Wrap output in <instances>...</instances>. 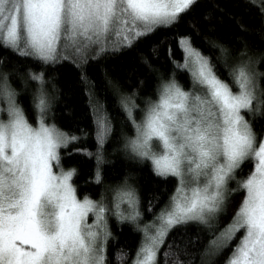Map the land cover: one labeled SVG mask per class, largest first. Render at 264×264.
<instances>
[{"label":"snow or ice","instance_id":"obj_1","mask_svg":"<svg viewBox=\"0 0 264 264\" xmlns=\"http://www.w3.org/2000/svg\"><path fill=\"white\" fill-rule=\"evenodd\" d=\"M248 3L258 5L264 25V0ZM197 4L198 0H0V48L31 58L41 68L69 60L87 85L89 61L134 48L158 28L178 26ZM202 18L210 24L212 12H204ZM187 23L200 35L194 19ZM173 39L183 63L172 58L169 46L174 68L167 78L159 74L156 99L143 97L141 107L133 89L119 101L133 132L121 133L126 158L149 163L165 183L176 181L159 211V196L149 198L148 210L155 215L148 222L141 219V198L128 176L105 187L99 199L87 194L79 198L72 182L75 170L62 166V156L71 155L67 149L78 137L49 123L55 118L50 113L56 85L47 87L51 78L46 81L43 71L28 68L25 76L13 65L11 72L25 87L35 82L33 122L0 57V264H110L105 242L112 238L113 217L117 225L131 224L140 234L131 264H161V253L163 264H197V255L219 259L229 247L222 264H264V134L253 125V119L264 117V71L259 70L264 52L254 57L245 42L240 59L230 62L228 49L205 36L218 49L217 60L228 70L226 80L212 59L193 46L190 35ZM156 48L153 45L154 55ZM141 59L153 68L147 58ZM176 69L188 70V89L176 79ZM105 78L111 86L106 71ZM85 90L97 146L94 153L84 151L95 156V179L103 184L104 144L114 128L103 106L93 103L94 92ZM134 110L141 113L139 119ZM237 195L240 200L230 221L219 228ZM193 225L195 233L190 231ZM201 227L212 230L202 252L196 248Z\"/></svg>","mask_w":264,"mask_h":264},{"label":"trees","instance_id":"obj_2","mask_svg":"<svg viewBox=\"0 0 264 264\" xmlns=\"http://www.w3.org/2000/svg\"><path fill=\"white\" fill-rule=\"evenodd\" d=\"M214 5L218 7H214ZM219 8L224 9V11H219ZM207 11H211L213 15L210 24L202 18V14ZM189 19H194L197 22L201 29L200 35H196L195 30L188 25ZM240 25H244L247 30L242 29ZM177 34L190 35L193 46L212 59L216 64L218 74L226 80L229 78L228 70L217 60L218 49L211 47L210 43L206 42L205 36L228 49L231 53L230 62L240 59L239 53L245 42L249 53L253 54L254 57H258L260 52H264V25H262L258 5L257 7H250L248 0H198L194 13L184 17L178 26L167 29L158 28L154 33L141 39L134 48L89 61L85 66V73L88 78L87 85L81 80V70L69 60L41 68L31 58H21L0 48V57L5 58L3 66L10 71L11 83L20 93L18 100L27 110V114L33 122L35 116L30 101L31 92L36 87L35 82L29 81L25 87L21 83L20 76L16 72H11L13 65H18L17 72L25 76L28 68H32L36 72L43 71L46 81L49 77L51 78V83L47 87L51 89V84L56 85L57 91L54 94L56 98L50 113V115L54 114L55 118L49 120V123H54L60 130L78 137V140L72 142L67 149L71 155L62 156V166L65 169L75 170L72 182L79 193V198L82 199L87 194L92 199H99L105 187L115 185L122 181L125 176H128L129 183L136 187L141 198V219L148 222L155 215V212L148 210L147 201L149 198L154 194L159 196V200L155 202V211H159L173 191L175 179H168L165 183L163 178L155 176L149 163L140 164L127 159L121 150L120 146L124 142L121 133L132 135L133 132L119 101L122 94H130L133 89L137 90L136 102L141 107H143V97L151 95L152 99L156 98L159 74L162 73L167 78L174 68L173 63L168 58L169 46H171L172 58L183 63L182 52L173 39ZM162 41L163 43H161ZM153 45L157 46L156 55L153 54ZM141 57L147 58L153 68L150 69ZM259 70L264 71V59L260 60ZM105 71L112 80L111 86L106 82ZM176 79L185 89L191 85L190 76L186 69H176ZM261 83L264 86V78H262ZM86 87L94 92L93 103L98 101L103 106V111L112 121L114 128V131L108 134L104 144L105 161L101 165L103 184L95 179V156H89L84 151L86 149L94 153L97 146L96 127L93 123V111L89 105ZM138 112L135 111L136 117ZM253 125L258 133L264 134V117L253 119ZM73 148L80 149V151H73ZM250 167L251 164H247L243 174L246 175ZM239 200L240 196L237 195L227 214L221 216L219 228H223L230 221ZM109 227L112 238H109L105 244L106 255L110 264H131L133 254L140 241V234L133 229L131 224L121 223L117 225L114 217L111 218ZM190 231L195 233L197 227L193 225ZM199 234L200 239L196 248L202 252L208 241L212 239V230L201 227ZM235 242L236 240H233L232 243L235 244ZM190 250L195 251L196 249ZM230 251L231 247L225 249L219 259H214L208 255L203 257L197 255V264H222ZM117 254H121V259H117ZM161 264H163V253H161Z\"/></svg>","mask_w":264,"mask_h":264},{"label":"rangeland","instance_id":"obj_3","mask_svg":"<svg viewBox=\"0 0 264 264\" xmlns=\"http://www.w3.org/2000/svg\"><path fill=\"white\" fill-rule=\"evenodd\" d=\"M187 70V69H186ZM188 71V70H187ZM190 76V75H189ZM156 99V98H155ZM138 116L136 117L137 119H139L140 118V115H141V113L140 112H138V114H137ZM107 196H108V199L110 200L111 199V193H107ZM90 222V221H89Z\"/></svg>","mask_w":264,"mask_h":264}]
</instances>
